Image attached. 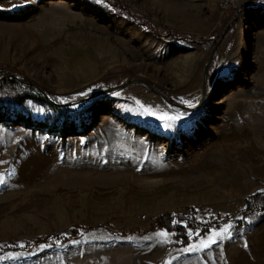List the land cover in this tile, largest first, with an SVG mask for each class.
<instances>
[{
    "label": "rangeland",
    "instance_id": "1",
    "mask_svg": "<svg viewBox=\"0 0 264 264\" xmlns=\"http://www.w3.org/2000/svg\"><path fill=\"white\" fill-rule=\"evenodd\" d=\"M115 1L185 36L157 35L106 0H0V68L62 96L131 77L154 88L135 80L103 93L65 138L0 118V247L18 245L0 251V264H264V216L231 230L246 196L264 189V0ZM213 30L209 43L192 40ZM216 41L200 106L165 101L157 91L198 103ZM5 106L62 123L41 101ZM165 114L180 117L173 128ZM164 211L228 222L189 229L182 244L154 225ZM229 225V238L202 247ZM44 233L55 235L33 242Z\"/></svg>",
    "mask_w": 264,
    "mask_h": 264
},
{
    "label": "trees",
    "instance_id": "2",
    "mask_svg": "<svg viewBox=\"0 0 264 264\" xmlns=\"http://www.w3.org/2000/svg\"><path fill=\"white\" fill-rule=\"evenodd\" d=\"M111 5V9L114 12L124 15L128 19H131L141 25H144L151 32L162 35L171 36L173 38H183L184 33H180L174 28L161 24H151L147 19L142 17L138 12L131 10L128 6L115 0H106ZM235 21L231 22L229 29L234 27ZM205 38L192 39L198 43H209L212 40V34ZM100 90L97 88L86 96H89V102L87 105L79 108L78 110H71L69 104H61L62 102L80 97L78 95L64 96L54 93L48 89L40 88L35 83L27 79L26 76L19 75L14 70H7L0 68V118L6 120L8 124L20 123L26 128H30L31 131H40L44 129L52 130L55 129L61 138H65L70 134H74L77 130L74 124L75 118L81 116L86 109H90L95 106L97 101L103 96V94H96ZM115 90V89H114ZM111 90L110 92L114 91ZM168 99L174 101L175 99L168 93L163 92ZM47 94V96L45 95ZM86 96H82L83 98ZM34 99L46 103L51 109L60 112L63 116L62 123H49L45 119H39L26 115L24 117L16 118L11 117L6 109V103L22 104L26 99ZM65 99L64 101L62 99ZM68 119L71 120V124H67ZM80 117H78V120ZM264 216V189H257L249 193L245 198L244 207L241 210V216L232 225V232H237L244 226L257 221L259 218ZM228 222L226 216L210 217L206 221H200L195 217L188 216L186 214H174L171 211H164L154 216V225L161 227L167 231L173 232V234L180 239L182 244H187L190 241L188 230L196 231L197 234H204L209 231L210 228L220 227ZM91 228L87 226L86 229ZM77 234V226L70 229V235ZM55 234H39L33 238V242H45L48 241ZM69 235V236H70ZM67 238L66 236L63 239ZM18 247L15 243H10L0 247L1 250L14 249Z\"/></svg>",
    "mask_w": 264,
    "mask_h": 264
},
{
    "label": "water",
    "instance_id": "3",
    "mask_svg": "<svg viewBox=\"0 0 264 264\" xmlns=\"http://www.w3.org/2000/svg\"><path fill=\"white\" fill-rule=\"evenodd\" d=\"M226 28V27H225ZM222 35V34H221ZM220 35V36H221ZM216 45H217V41L216 43L212 46V49L204 63V67H203V71H202V82H201V97L198 101L197 104H195L194 106H191V107H188V106H185L181 103H177V102H173L171 100H169L165 94H163L162 92L160 91H157L158 94L167 102L177 106V107H180V108H184V109H187V110H193L197 107L200 106L202 100H203V97L205 95V91H206V79H207V70H208V65H209V62H210V59L215 51V48H216ZM135 80H141V81H144L151 89L154 90L153 86L146 80L142 79V78H139V77H131V78H128L126 79L125 81L121 82V83H117V84H114V85H110L108 87H105L103 89H100L99 91H97L98 93L96 94H103V93H106L108 91H111L112 89H115V88H119V87H122L123 85L129 83V82H132V81H135ZM156 91V90H155ZM47 96V94H45ZM48 97V96H47ZM81 99H83V97H80V98H76V99H71V100H68V101H65V102H62L61 104H74V103H77L79 102Z\"/></svg>",
    "mask_w": 264,
    "mask_h": 264
},
{
    "label": "snow or ice",
    "instance_id": "4",
    "mask_svg": "<svg viewBox=\"0 0 264 264\" xmlns=\"http://www.w3.org/2000/svg\"><path fill=\"white\" fill-rule=\"evenodd\" d=\"M82 95H86V93H82ZM144 112H147L149 115L153 114L151 110L148 108H145ZM158 118L164 121V126L166 128H173L175 125V121L180 119L179 116H168L167 114H165L163 117H158ZM3 183H4V180L2 176H0V184H3ZM230 227H231L230 225L226 226L225 228L221 229L219 232L213 233V235L210 236L206 242H202V247L207 248V247H210L212 244L219 243V241L222 239L229 238L231 236V232L229 231ZM157 236L161 238L162 242H166L168 233L166 232L157 233Z\"/></svg>",
    "mask_w": 264,
    "mask_h": 264
},
{
    "label": "built area",
    "instance_id": "5",
    "mask_svg": "<svg viewBox=\"0 0 264 264\" xmlns=\"http://www.w3.org/2000/svg\"><path fill=\"white\" fill-rule=\"evenodd\" d=\"M229 1H231V0H222V3H223L224 5H228V4H229Z\"/></svg>",
    "mask_w": 264,
    "mask_h": 264
}]
</instances>
